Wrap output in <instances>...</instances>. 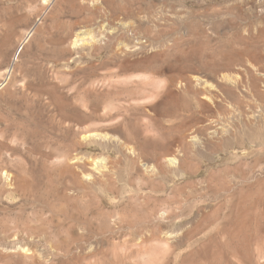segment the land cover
<instances>
[{
	"label": "rangeland",
	"instance_id": "1",
	"mask_svg": "<svg viewBox=\"0 0 264 264\" xmlns=\"http://www.w3.org/2000/svg\"><path fill=\"white\" fill-rule=\"evenodd\" d=\"M53 1L0 0V264H264V0Z\"/></svg>",
	"mask_w": 264,
	"mask_h": 264
},
{
	"label": "bare ground",
	"instance_id": "2",
	"mask_svg": "<svg viewBox=\"0 0 264 264\" xmlns=\"http://www.w3.org/2000/svg\"><path fill=\"white\" fill-rule=\"evenodd\" d=\"M51 1L52 0H46V6L49 8V6L48 5H50V3H51ZM55 1V0H54ZM53 1V2H54ZM94 1V0H93ZM96 1H99V0H96ZM56 2V1H55ZM58 2V1H57ZM44 5V4H43ZM33 29H35V28H33Z\"/></svg>",
	"mask_w": 264,
	"mask_h": 264
}]
</instances>
